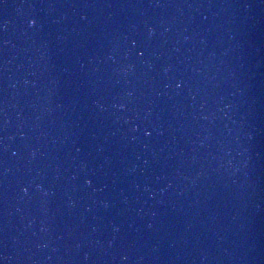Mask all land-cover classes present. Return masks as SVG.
<instances>
[{"label":"water","instance_id":"obj_1","mask_svg":"<svg viewBox=\"0 0 264 264\" xmlns=\"http://www.w3.org/2000/svg\"><path fill=\"white\" fill-rule=\"evenodd\" d=\"M0 264H264V0H0Z\"/></svg>","mask_w":264,"mask_h":264},{"label":"snow or ice","instance_id":"obj_2","mask_svg":"<svg viewBox=\"0 0 264 264\" xmlns=\"http://www.w3.org/2000/svg\"><path fill=\"white\" fill-rule=\"evenodd\" d=\"M35 22L34 21H32V20H30L29 21V25L31 26L32 24H34Z\"/></svg>","mask_w":264,"mask_h":264}]
</instances>
